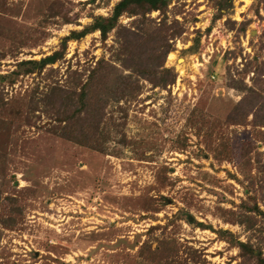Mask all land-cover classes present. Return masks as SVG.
Instances as JSON below:
<instances>
[{
	"label": "rangeland",
	"instance_id": "1",
	"mask_svg": "<svg viewBox=\"0 0 264 264\" xmlns=\"http://www.w3.org/2000/svg\"><path fill=\"white\" fill-rule=\"evenodd\" d=\"M118 1L0 0V76L63 53L1 81L0 98L23 99L24 113L52 88L87 81L101 59L123 71L116 30L134 17L123 14L105 40L95 30L64 45ZM218 1L172 0L168 24L182 32L151 67L174 80L156 86L133 73L134 89L104 108L98 150L59 136L44 104L28 121L17 101L0 105V264H260L264 0H233L215 18Z\"/></svg>",
	"mask_w": 264,
	"mask_h": 264
},
{
	"label": "trees",
	"instance_id": "2",
	"mask_svg": "<svg viewBox=\"0 0 264 264\" xmlns=\"http://www.w3.org/2000/svg\"><path fill=\"white\" fill-rule=\"evenodd\" d=\"M171 2L172 0H119L114 5L110 16H94L90 25L81 31H71L70 35L64 38L65 45L70 38L80 39L87 33L98 30L102 40H105L107 34L117 27L123 14L134 17L130 27L120 25L116 30V40L119 46L115 61L120 64L123 71L129 70L130 74H123V71L118 70L116 64H109L101 59L91 69L87 81L79 83V86L73 87V89L52 88L51 93H45L39 101L36 102L32 99L24 113L20 111L22 106L18 104L19 97L10 100L8 104L7 101L0 98V105L5 107L12 101H17L15 114L18 116L20 114L23 119L28 121L32 112L41 108L40 104H44L47 107V112L50 110L58 123L54 130L59 136L91 149H100L99 146L106 139L105 134L109 132L106 127L101 126L104 120V108L109 101H119L134 89L129 84L133 73L151 80L156 86L166 87L174 80V76L170 81L167 80V75L171 72L170 69H162L161 72H158L160 75L157 77V74L154 75L155 65L151 67L155 60L160 59V65L163 63L166 54L171 49L169 39L182 32L176 19L168 24L166 14ZM232 2L233 0H219L217 2L218 14L215 18H218L223 10L232 7ZM152 12H158L162 18L156 21V19L148 17ZM244 28L245 26L242 30ZM62 55V52L56 51L39 60H22L17 63L16 69L0 76V82L8 81L12 84L21 74L40 72L47 65L54 64ZM151 77L156 78L152 79ZM92 87H95L93 93L89 91ZM59 94L63 95L62 98L58 96ZM20 102L23 103V99ZM57 102L59 103L57 104ZM237 115L240 118L246 117V113L243 114L238 110ZM237 245L243 251L254 253V250L246 243L239 242ZM257 259L260 264H264V258L260 253Z\"/></svg>",
	"mask_w": 264,
	"mask_h": 264
},
{
	"label": "bare ground",
	"instance_id": "3",
	"mask_svg": "<svg viewBox=\"0 0 264 264\" xmlns=\"http://www.w3.org/2000/svg\"><path fill=\"white\" fill-rule=\"evenodd\" d=\"M169 59H178V57H177V55H176V52H172V53H170L169 54ZM184 64H182V66H180L181 67V69H179V70H181V72L183 73V72H185L184 71Z\"/></svg>",
	"mask_w": 264,
	"mask_h": 264
}]
</instances>
